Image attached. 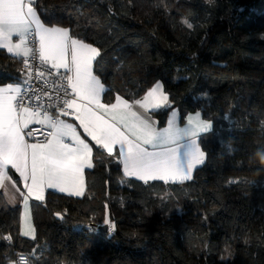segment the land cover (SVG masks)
Returning a JSON list of instances; mask_svg holds the SVG:
<instances>
[{"label": "trees", "instance_id": "1", "mask_svg": "<svg viewBox=\"0 0 264 264\" xmlns=\"http://www.w3.org/2000/svg\"><path fill=\"white\" fill-rule=\"evenodd\" d=\"M34 5L44 23L99 48L105 102L138 99L161 81L181 122L200 111L213 129L200 141L205 162L182 183L125 177L94 147L86 194L49 190L33 201L35 239L21 235L20 207L0 191V264L20 252L32 264H264V0ZM22 70V58L0 48V84L19 82ZM169 112L154 113L161 126Z\"/></svg>", "mask_w": 264, "mask_h": 264}, {"label": "snow or ice", "instance_id": "2", "mask_svg": "<svg viewBox=\"0 0 264 264\" xmlns=\"http://www.w3.org/2000/svg\"><path fill=\"white\" fill-rule=\"evenodd\" d=\"M34 3L35 0H0V48L16 56L31 54L38 58L39 65H29L24 59L21 72L24 85H29L33 79L41 80L46 74L53 76L52 69L65 71L53 81L54 96L46 90H41L42 96L34 92L28 95L33 90L23 89L21 84L0 86V187L5 178L11 180L10 166L28 189L27 195L21 192L25 205L29 197L43 200L46 188L65 192L69 181L75 190L68 194L81 196L85 169L94 167V147L107 152L115 163L122 165L124 176L134 177L144 184L156 180L164 183L192 180L194 168L205 162L198 138L211 131L212 124L201 119V112L197 111L187 115L184 127L169 119V127L157 128L154 113L161 108H171L169 95L160 82H156L142 100L132 101L145 109L144 114L132 111L129 101L121 95L115 97L116 103H102L101 95L109 89L93 71L99 50L83 39L72 38L68 28L46 26L37 15ZM28 34L37 38V48L27 46ZM14 36L17 37L15 42ZM43 97L48 98L47 104L42 102ZM118 105L124 107V114L119 117L113 114L105 120L108 111ZM176 115L173 111L172 116ZM61 116H74L79 125ZM33 123L46 124L50 130L44 141L29 143L26 139L34 136L36 130L29 128ZM77 127L83 128V134ZM66 138L70 142H65ZM56 216L63 219L60 212ZM103 225L109 235L116 229L107 214ZM30 234L35 239L33 228L21 232L23 236ZM4 239L11 241L12 237ZM19 264H28V258L21 255Z\"/></svg>", "mask_w": 264, "mask_h": 264}, {"label": "crops", "instance_id": "3", "mask_svg": "<svg viewBox=\"0 0 264 264\" xmlns=\"http://www.w3.org/2000/svg\"><path fill=\"white\" fill-rule=\"evenodd\" d=\"M36 1V0H35ZM34 7H35V5H33ZM36 8V7H35ZM36 11H37V15L40 17V20H41V22L42 23H44V21L42 20V18H41V16H40V14H39V12H38V10L36 9ZM46 26H49V27H51V26H53V25H49V24H46V23H44ZM55 26H59V27H64V28H67V27H65V26H62V25H55ZM29 35V34H28ZM27 35V36H28ZM69 35L71 36V34H70V31H69ZM27 36H26V43H27ZM72 38H75V39H79V38H77V37H74V36H71ZM17 40V37H13V41L15 42ZM86 44H91V43H88V42H86V41H84ZM93 47H95V48H97L98 50H99V48L97 47V46H95V45H93V44H91ZM27 46H28V44H27ZM99 52H100V50H99ZM17 57H19V58H26L25 56H23V55H20V56H17ZM96 61V60H95ZM95 61H93V71H94V66H95ZM62 71H65L64 69H61ZM94 73H95V71H94ZM96 74V73H95ZM97 75V74H96ZM100 77V76H99ZM100 79H101V77H100ZM101 81H102V79H101ZM103 82V81H102ZM104 83V82H103ZM5 84H7V83H5ZM5 84H0V86H3V85H5ZM13 84H21L22 85V88L25 86L24 84H23V80H22V78H21V80L19 81V82H14ZM105 87H106V85H105ZM153 87V86H152ZM151 87V88H152ZM163 89H164V87H163ZM149 90V89H148ZM148 90L141 96V97H139L138 99H141L142 100V98L146 95V93L148 92ZM124 97V96H123ZM124 99H127V98H125L124 97ZM128 101H129V105H131V107H132V111H135V112H138V113H141V114H144L145 113V109L144 108H141L140 107V105H135V104H132V101L133 100H130V99H127ZM135 100H137V99H135ZM101 102L102 103H105V104H113V103H116V100H114L112 103H107V102H105V100H104V93L101 95ZM78 103H79V101H78ZM162 109V108H161ZM126 110L124 109V107L122 106V105H118V107L116 108V109H113V110H109L108 111V114H107V116L105 117V120H108V118H110L113 114H116L117 115V117H119L120 115H122V114H124V112H125ZM179 111V110H178ZM197 112V111H196ZM196 112H191V113H189L188 115H194ZM148 113L149 114H151L152 113V109H151V107H149V109H148ZM201 119H203V120H207V119H205L203 116H202V114H201V117H200ZM61 119H63V120H66V121H68L69 123H74V124H76L77 126L79 125V121H76L75 120V118H74V116H61ZM128 119H129V122H131V120H132V117H131V115L129 114L128 115ZM153 119L157 122V128H159V129H163V128H165V127H168L167 126V122H166V124L164 125V126H161L160 125V123H159V120H158V118L156 117V115L154 114L153 115ZM168 119H169V117H168ZM168 121V120H167ZM207 121H209L211 124H212V122L210 121V120H207ZM33 124H36V123H33ZM177 124H179V126L180 127H184L185 126V124H186V120L184 121V122H181V119H180V121H179V123H177ZM30 125H32V124H29V126ZM44 125H46V124H44ZM212 129H213V125H212ZM122 131H123V128L121 129ZM77 131L79 132V133H81V134H83V128H79V127H77ZM128 131H131V129L129 128L128 129ZM210 132V131H209ZM208 133V132H207ZM206 133H204V134H202L199 138H198V142H199V145H200V147H201V149L203 150V148H202V146H201V143H200V141H201V138H202V136L203 135H205ZM26 139L28 140V142L29 143H36V142H40V141H44L45 140V138L44 139H28L27 137H26ZM90 139V138H89ZM65 142H70L67 138H66V140H65ZM94 143V142H93ZM204 151V150H203ZM107 153V152H106ZM204 153H205V151H204ZM92 155H93V163H94V148H93V153H92ZM205 155H206V153H205ZM206 157V156H205ZM182 158V157H181ZM199 166H201V165H197L196 166V168L197 167H199ZM196 168H194V170H193V175H194V171H195V169ZM122 169H123V167H122ZM11 170H13V169H11V167L9 166V168H8V175H10L11 176V180H9V179H7V178H5V180L3 181V186L2 187H0V191L3 193V195H4V197H5V199H6V201H7V203L9 204V205H11V206H13V207H20V214H21V218H20V230H21V232L22 231H28V229H29V227H31V228H33L34 230H35V236H36V229H35V225H34V222H33V215H32V203H33V201H43L44 200V198H45V196H46V193H47V191H49V190H53V191H56V192H60V191H58V190H55V189H45L44 190V193H43V196H44V198H43V200H36L34 197H29V200H28V204L27 205H25L24 203H23V197L21 196V192L22 193H24V195H27L28 194V189L25 187V182L21 179V177L18 175V177H16V178H14L13 177V175H12V173H11ZM85 171H86V169H85ZM126 177V176H125ZM130 178H134V177H130ZM28 184H30L31 183V181L29 180L28 182H27ZM75 190V187L72 185V183L69 181L67 184H66V191L65 192H60V193H63V194H68V192L69 191H74ZM82 191H83V195L84 194H86L87 192H88V187H87V181H86V175H85V177H84V184H83V188H82ZM69 195V194H68ZM83 195H81V196H83ZM75 196V195H74ZM25 214H27V219H24V216H25ZM23 236V235H22ZM24 237H28V238H32V235L30 234L29 236H24ZM11 264H16V261L15 260H13V262L11 263Z\"/></svg>", "mask_w": 264, "mask_h": 264}, {"label": "built area", "instance_id": "4", "mask_svg": "<svg viewBox=\"0 0 264 264\" xmlns=\"http://www.w3.org/2000/svg\"><path fill=\"white\" fill-rule=\"evenodd\" d=\"M27 44L28 47L31 48H37L38 47V40L36 37H34L32 34H29L27 36ZM25 58L22 59V61H24ZM26 59L28 60L29 65H39V60L38 58H36L35 56L29 54ZM43 67L47 68L50 67L49 65H44ZM53 72V76H46L41 79V80H35L33 79L32 81H30L29 85H25L23 87V89H32L33 91H29L28 95H33V92L36 95H41L42 96V91L41 90H46L49 93H51L53 96L56 94L54 89H53V81L57 79V77L59 76L60 73H63L64 71H62L61 69H59V72H57V70L52 69ZM45 80L48 81L47 84H45ZM43 103L47 104L48 98L47 97H43ZM29 128H33L35 129V133L33 137H27L28 139H44L45 137L48 136L49 133V129L46 125L44 124H40V123H36V124H32L29 126ZM27 131V130H25ZM23 255L26 256L28 258V264H32L31 263V258L27 253L24 252H20L16 255L15 261L16 264H19V257Z\"/></svg>", "mask_w": 264, "mask_h": 264}, {"label": "rangeland", "instance_id": "5", "mask_svg": "<svg viewBox=\"0 0 264 264\" xmlns=\"http://www.w3.org/2000/svg\"><path fill=\"white\" fill-rule=\"evenodd\" d=\"M5 42H7V41H5ZM158 82H160L161 84H162V82L161 81H158ZM155 85V84H154ZM153 85V86H154ZM163 85V84H162ZM173 111H175L176 113H177V115L175 116V117H173L172 116V112ZM194 112H196V111H194ZM168 117H169V119H171L173 122H174V124H177V123H179V121H180V112L178 111V108H176V107H172L171 106V108H170V112H169V115H168ZM168 119V120H169ZM159 120V119H158ZM177 125H179V124H177ZM167 126L169 127V125L167 124ZM203 151V150H202ZM206 156V155H205ZM205 159H206V157H205Z\"/></svg>", "mask_w": 264, "mask_h": 264}, {"label": "water", "instance_id": "6", "mask_svg": "<svg viewBox=\"0 0 264 264\" xmlns=\"http://www.w3.org/2000/svg\"><path fill=\"white\" fill-rule=\"evenodd\" d=\"M11 173H12L14 178L18 177V175L16 174V172L14 170H11ZM100 228L105 230V231H108L107 227L104 225H101Z\"/></svg>", "mask_w": 264, "mask_h": 264}]
</instances>
